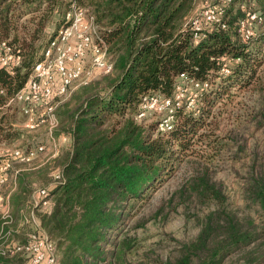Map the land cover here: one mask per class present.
<instances>
[{
	"label": "trees",
	"instance_id": "1",
	"mask_svg": "<svg viewBox=\"0 0 264 264\" xmlns=\"http://www.w3.org/2000/svg\"><path fill=\"white\" fill-rule=\"evenodd\" d=\"M196 1L0 0V41L13 45L20 56L12 74L0 67L4 91L0 105L25 83L41 58L36 41L43 39L45 27L52 25L53 34L66 23L64 15L72 6L93 17L112 59L114 76L105 77L109 79L105 93L87 94L70 115L65 131L71 137L69 148L51 159V165L22 170L16 176V191L10 201L19 213L30 198L32 183L47 182L50 167H60L62 180L48 189L50 211L32 208L56 246L58 264L122 262L131 242L121 235L120 226L135 214L134 205L146 202L170 175L174 162L204 126L213 104L234 85L248 83L261 64L264 31L243 40L237 28L247 7L261 15L257 25H263L264 0H228L224 28L206 24L193 38L182 23ZM223 64L227 72L221 71ZM181 73L207 83L198 92L197 103L191 108L177 107L172 127L165 132L156 130L158 119L144 123L147 113L136 119L141 97L157 93L171 98ZM10 125L9 116L0 112V141L14 138ZM189 189L197 196L207 198L210 194L220 200V193L204 176L190 183ZM247 193L259 211L258 227L249 221V228H243L229 213L209 211L195 239L182 245L179 256L164 264H221L236 250L263 240L264 171L250 179ZM1 259L2 264L25 262L21 253Z\"/></svg>",
	"mask_w": 264,
	"mask_h": 264
},
{
	"label": "rangeland",
	"instance_id": "2",
	"mask_svg": "<svg viewBox=\"0 0 264 264\" xmlns=\"http://www.w3.org/2000/svg\"><path fill=\"white\" fill-rule=\"evenodd\" d=\"M202 1H196L191 13L198 11ZM25 24L31 26L30 23ZM254 30L264 31V23L255 26ZM52 32V25L45 27L43 39L36 41L40 50ZM18 34L21 36V31ZM85 66H88L87 62ZM111 71L103 73L95 69L86 83L72 84L69 96L56 108L59 120L56 134H65L70 115L84 96L105 93L109 79L114 76ZM183 103L184 99H181L180 107H184ZM196 103L197 99L193 105ZM0 112L9 116L10 130L15 132L10 141H0V147L31 146L43 137L42 130L28 131L22 127V116L15 105L4 107ZM160 117L159 113L150 111L144 123ZM262 171L264 57L248 83L234 85L226 96L213 104L194 142L180 160L174 162L170 175L150 198L142 205H134L135 214L120 226L121 235L131 242V247L119 264H164L167 260L173 261L179 256L182 245L195 239L205 215L212 210L222 211L220 214L229 213L243 228H249V221H252L253 227H258L259 211L249 199L247 185L252 177ZM200 176H204L218 190L219 202L210 194L203 198L189 189L190 183ZM221 219H224L223 215ZM215 239L218 240L217 237ZM221 264H264V239H257L236 250L225 257Z\"/></svg>",
	"mask_w": 264,
	"mask_h": 264
},
{
	"label": "built area",
	"instance_id": "3",
	"mask_svg": "<svg viewBox=\"0 0 264 264\" xmlns=\"http://www.w3.org/2000/svg\"><path fill=\"white\" fill-rule=\"evenodd\" d=\"M227 2L228 0L202 1L198 11L184 18L182 28L189 30L193 38L198 37L206 24H216L224 28V8ZM64 19L66 23L56 28L40 50L41 58L34 64L25 83L0 105V109L15 105L22 116L21 125L24 129L43 131V137L34 145L0 147V257L21 253L25 257V264H58L56 246L46 236L32 211L34 207L42 213L50 211L52 201L47 196L49 188H34L28 205L19 209L18 212L23 215L22 220L31 224L23 240L12 238V231L4 227L9 225L14 217L9 207L8 195L3 193L2 189L6 183L15 179L17 170L13 168L14 164L28 165L40 154L51 160L59 154L62 146L69 148L70 135L55 133L59 125L56 114L58 104L69 96L74 82L86 83L93 70L97 69L103 73L112 70L111 56L93 17L86 13L85 9L72 6L65 13ZM261 20L258 12L250 7L245 8L237 28L241 38L247 40L252 37L255 34V26ZM19 63L20 56L15 47L5 40L0 41V67L12 74L14 67ZM220 69L223 72L228 71L225 64ZM206 86V82L188 78L181 73L171 98L157 93L142 96L135 118L141 119L150 111L157 112L161 117L158 119L156 130L168 131L172 127L175 109L181 106L180 100L184 99L185 108L193 107L198 92ZM3 93L0 88V94ZM185 93L187 96L184 97ZM49 177L50 185L60 182V167H52ZM26 208L29 209L25 210Z\"/></svg>",
	"mask_w": 264,
	"mask_h": 264
},
{
	"label": "crops",
	"instance_id": "4",
	"mask_svg": "<svg viewBox=\"0 0 264 264\" xmlns=\"http://www.w3.org/2000/svg\"><path fill=\"white\" fill-rule=\"evenodd\" d=\"M67 149H68V146H62L59 153H61L62 150H67ZM43 155L44 154L38 155V157L36 159H34L28 165L20 164V163L14 164L13 168L17 170L16 175H15V179H14V181H9L8 183H6V185L2 189V192L8 195L9 207H10L11 213L14 217L13 221L9 225H5L4 227L9 228L12 231V238H14L16 240H21L22 238L24 239L25 233L31 227V224L26 223L24 220H22L23 215H21L20 213H16V211L14 212L11 201H10L11 195L16 191V186H17L16 176L22 170H35V169H38V168L44 166L46 163L51 165L53 161L47 160L45 155H44V157H41ZM45 186L48 188L51 187L50 180H48L45 183H41L38 181L33 182L32 183V190L34 188H37V187H45ZM29 200H30V198H28L27 201L25 202V206L28 205ZM27 209H29V208H26L25 210H27ZM0 222H1V219H0ZM26 227H27V230L25 229ZM0 229H1V223H0ZM0 264H2V259L0 260ZM24 264H25V262H24Z\"/></svg>",
	"mask_w": 264,
	"mask_h": 264
}]
</instances>
